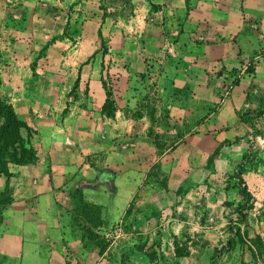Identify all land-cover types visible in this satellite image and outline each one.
<instances>
[{
  "label": "rangeland",
  "instance_id": "1",
  "mask_svg": "<svg viewBox=\"0 0 264 264\" xmlns=\"http://www.w3.org/2000/svg\"><path fill=\"white\" fill-rule=\"evenodd\" d=\"M97 70L106 94L101 111L109 119L118 71ZM239 74L249 83L241 97H230ZM252 74L245 62L213 98L197 100L203 105L196 114L181 118L158 113L156 84H144L145 141L134 147L130 131L115 145L119 132L107 125L104 140L95 133L83 158L65 165L90 172L88 181L73 180L46 197L37 172L48 166L35 168V132L20 129L16 139L31 149L33 161L8 163L7 175L0 173V264H264V82ZM44 225H55L57 235L40 243ZM19 226L28 257L9 259L18 244L3 239L19 238ZM37 250L57 256L35 257Z\"/></svg>",
  "mask_w": 264,
  "mask_h": 264
},
{
  "label": "crops",
  "instance_id": "2",
  "mask_svg": "<svg viewBox=\"0 0 264 264\" xmlns=\"http://www.w3.org/2000/svg\"><path fill=\"white\" fill-rule=\"evenodd\" d=\"M248 61L261 84L264 0H0V101L35 132L34 166H48L37 172L44 197L73 180L88 181L90 172L65 165L83 158L95 133L104 140L107 125L119 132L115 145L130 131L134 147L145 141L144 84H156L158 113L181 118L196 114L203 105L197 100L213 98ZM102 67L118 71L109 119L101 111ZM243 76L230 97L243 94L249 83ZM22 229L14 241L3 239L18 244L9 259L28 257ZM41 234L40 243L52 241L55 225H44ZM45 253L34 256H57Z\"/></svg>",
  "mask_w": 264,
  "mask_h": 264
},
{
  "label": "trees",
  "instance_id": "3",
  "mask_svg": "<svg viewBox=\"0 0 264 264\" xmlns=\"http://www.w3.org/2000/svg\"><path fill=\"white\" fill-rule=\"evenodd\" d=\"M0 118L2 123L0 125V173L7 175L6 166L8 163L26 164L33 161V154L29 147H25L22 143L16 139V136L20 129L27 130L24 123L19 121L14 115L12 108L0 102ZM17 145L15 147L14 145ZM18 152L20 158H4V154H15ZM236 191L240 199H244L246 196V187L239 178V173H236Z\"/></svg>",
  "mask_w": 264,
  "mask_h": 264
}]
</instances>
